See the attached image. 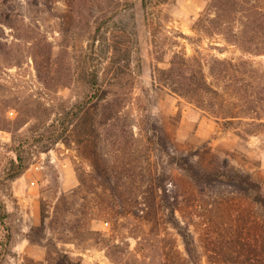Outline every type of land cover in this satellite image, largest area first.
Listing matches in <instances>:
<instances>
[{
  "label": "rangeland",
  "instance_id": "1",
  "mask_svg": "<svg viewBox=\"0 0 264 264\" xmlns=\"http://www.w3.org/2000/svg\"><path fill=\"white\" fill-rule=\"evenodd\" d=\"M212 2L0 0V264H264V125L241 138L156 81L177 52L264 69V35L198 29Z\"/></svg>",
  "mask_w": 264,
  "mask_h": 264
},
{
  "label": "trees",
  "instance_id": "2",
  "mask_svg": "<svg viewBox=\"0 0 264 264\" xmlns=\"http://www.w3.org/2000/svg\"><path fill=\"white\" fill-rule=\"evenodd\" d=\"M212 7L216 11V16L211 18L210 13L203 14L199 18V30L209 35L221 34L228 42L238 44L247 53H263V2L213 0ZM237 11L243 16H237L235 14ZM236 21L242 23L245 28L238 30ZM38 69L42 75L43 69L40 66ZM156 81L210 114L217 122L223 124L225 130L235 129L241 138L247 139L263 133L264 69L251 59L236 60L214 56L205 60L198 55L187 56L177 52L168 68H158ZM97 83V80L92 81L93 85ZM93 97L92 95L88 98L89 103ZM80 108L85 109L84 102ZM18 160L20 163L13 164L15 170L11 173L12 179L23 172L20 154ZM95 164L99 177L106 176L102 171V165L99 166L98 161ZM218 167L225 166L220 164ZM225 173L226 171L221 168L213 169L199 176L196 181L203 190H207L217 181L224 182ZM134 174L128 172L126 176L134 179ZM154 185L152 180L148 190L154 188ZM151 194L152 192L146 191L147 198H150ZM113 195L112 200L117 202V197ZM136 200L140 198L137 197ZM152 201H157L154 195ZM210 261L214 264L232 263L228 259L218 262L210 258Z\"/></svg>",
  "mask_w": 264,
  "mask_h": 264
}]
</instances>
